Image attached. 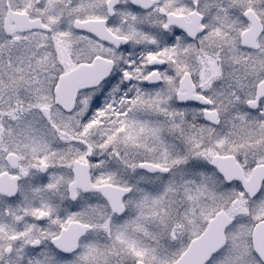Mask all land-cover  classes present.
Listing matches in <instances>:
<instances>
[{"label": "snow or ice", "instance_id": "1", "mask_svg": "<svg viewBox=\"0 0 264 264\" xmlns=\"http://www.w3.org/2000/svg\"><path fill=\"white\" fill-rule=\"evenodd\" d=\"M0 264H264V0H0Z\"/></svg>", "mask_w": 264, "mask_h": 264}]
</instances>
